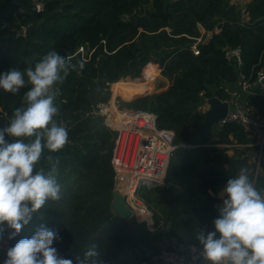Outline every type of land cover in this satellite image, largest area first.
Masks as SVG:
<instances>
[{
	"label": "trees",
	"instance_id": "trees-1",
	"mask_svg": "<svg viewBox=\"0 0 264 264\" xmlns=\"http://www.w3.org/2000/svg\"><path fill=\"white\" fill-rule=\"evenodd\" d=\"M37 2L44 4L43 11L35 10ZM198 24L207 32L217 27L221 32L194 56ZM82 46L92 52L89 57L76 54ZM227 48L241 49L245 72L264 68V0H251L243 12L232 0H0V73L34 66L51 51L72 57L77 65L57 84L62 95L55 101L60 109L56 119L68 128L69 142L58 153H45L60 160L61 198L34 214L13 245L43 223L58 231L61 240L54 247L65 258L82 255L95 242L103 264H138L165 236L181 238L199 252L195 236L199 229L214 230L222 203L218 195L228 179L246 168L255 186L264 188L257 170L258 135L226 124L215 128L213 140L198 136L205 102L214 97L229 101L239 80L237 69L225 59ZM151 62L172 76L166 91L148 95L143 92L149 85L136 82L117 86L128 99L143 93L123 106L153 112L158 126L173 130L175 144L184 146L174 152L163 186L139 190L154 214L155 232L114 214L116 133L102 118L87 115L98 103L110 101V84L131 71L139 81ZM148 73L155 75L151 68ZM28 87L15 95L0 89V127L23 105ZM249 104L264 118V97L251 96ZM40 166H46L43 157Z\"/></svg>",
	"mask_w": 264,
	"mask_h": 264
},
{
	"label": "clouds",
	"instance_id": "clouds-1",
	"mask_svg": "<svg viewBox=\"0 0 264 264\" xmlns=\"http://www.w3.org/2000/svg\"><path fill=\"white\" fill-rule=\"evenodd\" d=\"M72 59L51 51L34 66L0 73V89L6 93L15 95L29 86L23 105L0 127V240L5 232L15 239L34 214L61 198L60 160L45 153H58L69 142L68 128L56 119L55 85L76 70ZM78 66L82 70L83 62ZM42 157L46 166L37 167ZM220 197L214 230L199 229L195 236L204 264H264V188L258 189L241 168ZM60 240L58 231L42 223L7 249L3 264H103L97 243H90L82 255L65 258L54 247Z\"/></svg>",
	"mask_w": 264,
	"mask_h": 264
},
{
	"label": "built area",
	"instance_id": "built-area-1",
	"mask_svg": "<svg viewBox=\"0 0 264 264\" xmlns=\"http://www.w3.org/2000/svg\"><path fill=\"white\" fill-rule=\"evenodd\" d=\"M35 10L43 11L44 4L37 2ZM245 21L244 18L243 22ZM198 28L201 35L195 39L191 47L194 56L200 55V46L207 39L221 32L218 27L214 32H207L201 24H198ZM21 31L23 35H26V28L23 27ZM225 59L229 65L237 69L240 89L246 98L243 104L229 102V111L219 126L236 124L247 133L258 135L261 139V151L257 158L259 162L264 146V118H259L251 108L249 98L254 95L264 97V68L258 69L256 66L252 72H245L240 48L225 49ZM55 88L58 89L56 100H59L62 91L57 85ZM87 115L92 119L102 118L107 127L116 133L112 165L118 176V188L120 184L124 185L123 193L126 203L134 215L146 221L145 223L150 228H155L154 214L139 197V190L142 187L152 189L165 184L171 158L178 147L175 144V132L171 129L160 128L157 116L149 110L121 107L116 97L108 102L98 103ZM8 234L0 242L5 259L7 249L13 246L12 240L8 239ZM196 257L194 256L191 264L204 263L202 257L198 255ZM138 264L149 263L142 261ZM158 264L185 263L177 250L164 247L159 251Z\"/></svg>",
	"mask_w": 264,
	"mask_h": 264
},
{
	"label": "crops",
	"instance_id": "crops-1",
	"mask_svg": "<svg viewBox=\"0 0 264 264\" xmlns=\"http://www.w3.org/2000/svg\"><path fill=\"white\" fill-rule=\"evenodd\" d=\"M232 1H234V2L238 1V3H241L242 9L245 10V6L248 3H250L251 0H232ZM171 85H172V83L171 84L169 83L166 87L160 88V92L166 91ZM230 91H231L230 92L231 97H230V100L227 102H231L232 104H243L244 103L246 97L241 92L239 81L237 82L236 85H233L232 90H230ZM259 144H261L260 137H259ZM229 154L232 155V152H229ZM259 162L260 163H258V160H257L258 171H260L261 174L264 176V146H263V154H262V156H260ZM220 193H219L218 197L221 200ZM133 218H135V216ZM136 221H138V220H136ZM139 224L146 226L147 230H149L150 232L156 231V228H150L146 223H139ZM7 233L8 232H5L4 236ZM0 242H1V240H0ZM164 247L173 248V249L177 250L179 252V254L183 257L185 264H191L194 260V256L196 257V255H199V252L197 251V249L195 247L186 244L185 241L182 240L181 238L165 236L155 245L154 251H152V250H146L145 251V256H146L145 261H147L149 264H158L159 251ZM4 259H5L4 255H3V252H2L1 247H0V264H3Z\"/></svg>",
	"mask_w": 264,
	"mask_h": 264
},
{
	"label": "rangeland",
	"instance_id": "rangeland-1",
	"mask_svg": "<svg viewBox=\"0 0 264 264\" xmlns=\"http://www.w3.org/2000/svg\"><path fill=\"white\" fill-rule=\"evenodd\" d=\"M239 8L240 10H242V12L244 11V9H242V4L241 3H238V1L234 2ZM76 54H81L83 57L87 58L89 57L92 52H89L84 46H82L81 48H79L78 52ZM151 67L147 68L145 71H143L141 73V78L139 81H137L135 78L136 76V73L131 71L129 72L128 74H126L120 81L116 82V83H113L110 87V91H111V98L110 100L113 98V97H116V100L117 102L119 103V105L121 107H124L123 105L124 104H129L131 103L132 101H134L135 99H137L139 96L143 95V93L145 94H148V95H154V94H158L160 93V88H163V87H166L169 83L171 84L172 83V76H169V75H165L164 72V68L161 67V65L158 63H155V62H151ZM151 68V71H154L155 73L158 72V75H153V74H149L148 73V70ZM136 84H148V88L149 90L147 91H144L143 93H139L138 95H135L134 97H131V98H125L123 95H121L119 92H118V86L119 83L122 84V83H135ZM138 82V83H137ZM162 90V89H161ZM125 107H128L129 106H125ZM208 109V103L205 102V105L203 106V110L206 112ZM120 191L123 192V189H124V185L123 184H120ZM132 219H136L138 220L137 222L138 223H145L146 221H143L142 219L138 218L137 216H135V218H132ZM147 224V223H146ZM150 224V223H149ZM151 225V224H150Z\"/></svg>",
	"mask_w": 264,
	"mask_h": 264
},
{
	"label": "water",
	"instance_id": "water-1",
	"mask_svg": "<svg viewBox=\"0 0 264 264\" xmlns=\"http://www.w3.org/2000/svg\"><path fill=\"white\" fill-rule=\"evenodd\" d=\"M207 103L208 109L205 112V119L203 123L198 128V136L199 138H208L209 140H213L214 130L226 117L230 108V103L227 101H221L217 97L209 99ZM181 148H184V146H178L175 151ZM114 194L115 198L112 205L114 214L122 217L125 220H131L135 215L127 205L124 193L121 192L119 188H116ZM170 229L171 226L167 225L165 228V232H170ZM198 257L201 256L198 255Z\"/></svg>",
	"mask_w": 264,
	"mask_h": 264
},
{
	"label": "bare ground",
	"instance_id": "bare-ground-1",
	"mask_svg": "<svg viewBox=\"0 0 264 264\" xmlns=\"http://www.w3.org/2000/svg\"><path fill=\"white\" fill-rule=\"evenodd\" d=\"M155 75H158V72H157V73H155Z\"/></svg>",
	"mask_w": 264,
	"mask_h": 264
}]
</instances>
